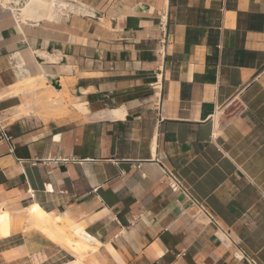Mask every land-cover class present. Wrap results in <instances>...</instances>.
Returning <instances> with one entry per match:
<instances>
[{"label": "crops", "instance_id": "crops-1", "mask_svg": "<svg viewBox=\"0 0 264 264\" xmlns=\"http://www.w3.org/2000/svg\"><path fill=\"white\" fill-rule=\"evenodd\" d=\"M73 1L89 11L40 25L0 4V207L68 214L100 242L93 264H250L219 228L264 264V0ZM55 63L70 105L22 114L36 90L12 86ZM23 227L0 264L75 261Z\"/></svg>", "mask_w": 264, "mask_h": 264}, {"label": "bare ground", "instance_id": "bare-ground-1", "mask_svg": "<svg viewBox=\"0 0 264 264\" xmlns=\"http://www.w3.org/2000/svg\"><path fill=\"white\" fill-rule=\"evenodd\" d=\"M0 4L3 10H6V8L12 9L15 16L23 24L31 21L35 23L34 25H40L43 20L57 21L58 19H62L68 11L76 13L89 11L83 5L75 3L73 0H0ZM39 55L42 57L50 56L52 58V55L47 50ZM56 65L44 64L42 66V73H39L36 77L23 78L19 83L12 86V91L14 93L31 90L37 91L49 78H58L59 76L62 78V74L70 73V70L66 66H62L61 64L60 66ZM18 66L20 68L23 67L20 62ZM51 87L56 90L58 98L51 99L48 105L51 108L63 107L65 104L64 100L62 96L59 97L63 93L62 87L58 83L51 84ZM40 106L41 104L37 97L35 100L30 101L27 106L21 107L20 112L25 115L33 114ZM13 213L10 208L0 207V237L10 235L14 230L21 228L22 225L24 226V230L38 228L74 253L75 261L68 264H93V260L90 259L91 254L98 249L100 242L88 231H85L79 223L72 222L68 214L46 211L37 202L30 204L22 215H14Z\"/></svg>", "mask_w": 264, "mask_h": 264}, {"label": "built area", "instance_id": "built-area-1", "mask_svg": "<svg viewBox=\"0 0 264 264\" xmlns=\"http://www.w3.org/2000/svg\"><path fill=\"white\" fill-rule=\"evenodd\" d=\"M160 82H161L160 79H158L154 85L157 87V85L161 84ZM160 104H161V99L160 101L158 100L157 107L159 106L160 108ZM0 133L5 138H8L6 131H4V127L1 125V122H0ZM160 165H161V168L163 169V172L165 173L164 179L169 184L172 191L175 193L182 192L183 194H185V198L188 201L193 202L197 206L199 205L202 210L200 201L195 198L192 192L184 185V183H182L179 177H177L173 172H171L165 165L163 164H160ZM195 219L197 221L200 220L201 222H207V219L203 215V211L198 213ZM217 231H218L217 232L218 236L219 238H221L222 241H225L229 244V246L234 247V257H237L239 259H247L250 264H260L256 258L248 256L244 252V250L240 246H238L237 242L234 241L233 238L231 237L230 232L224 231L223 229H220V228Z\"/></svg>", "mask_w": 264, "mask_h": 264}, {"label": "rangeland", "instance_id": "rangeland-1", "mask_svg": "<svg viewBox=\"0 0 264 264\" xmlns=\"http://www.w3.org/2000/svg\"><path fill=\"white\" fill-rule=\"evenodd\" d=\"M65 79H66L65 77L60 78V76L58 78L57 77L49 78V80L46 81L45 84L41 87L44 88V92L42 95L43 97L38 96L37 95L38 93L35 92L31 100H35L38 97L41 106H44V108H46L47 111L55 112L62 110V112L64 113L65 112L64 109H66L67 106L70 105L67 104L66 102L67 100L65 99L64 96L65 92L62 91L63 93L59 96V97L62 96L64 100L65 104L63 107L51 108V106H49L48 104L51 99L58 98V96H56L57 95L56 90L53 87H51V84H53L52 82L54 81L55 83H58V85L62 87L63 86L62 84ZM53 253H54L53 256H49V257H47V255L45 254L34 255L30 259V261L28 260L27 264H62L68 262V260L70 259H73L72 255L69 252L64 251L60 246L56 248Z\"/></svg>", "mask_w": 264, "mask_h": 264}, {"label": "water", "instance_id": "water-1", "mask_svg": "<svg viewBox=\"0 0 264 264\" xmlns=\"http://www.w3.org/2000/svg\"><path fill=\"white\" fill-rule=\"evenodd\" d=\"M52 83H53V84H55V82H54V81H53Z\"/></svg>", "mask_w": 264, "mask_h": 264}]
</instances>
